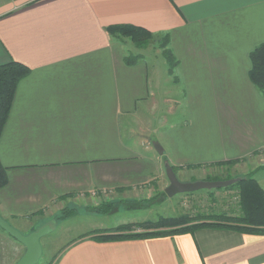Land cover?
<instances>
[{
    "label": "crops",
    "instance_id": "obj_1",
    "mask_svg": "<svg viewBox=\"0 0 264 264\" xmlns=\"http://www.w3.org/2000/svg\"><path fill=\"white\" fill-rule=\"evenodd\" d=\"M117 24L168 33L182 73L189 119L166 127L164 144L154 135L152 150H138L142 132L134 125L154 95L147 63H126V38L107 30ZM263 41L264 0H0V64L28 68L0 134L7 177L0 217L28 234L51 225L59 208L99 201L95 193L120 198L146 189L165 164L258 156L264 96L248 69L249 52ZM54 264H264V234L202 227L83 238Z\"/></svg>",
    "mask_w": 264,
    "mask_h": 264
},
{
    "label": "rangeland",
    "instance_id": "obj_2",
    "mask_svg": "<svg viewBox=\"0 0 264 264\" xmlns=\"http://www.w3.org/2000/svg\"><path fill=\"white\" fill-rule=\"evenodd\" d=\"M124 40L125 55H139L137 60L147 63L149 88L154 91V95L141 105V123L138 124L136 121L134 125L135 128L141 127L142 132L140 137H137L140 141L138 150L146 151L145 144L152 150L154 135L160 138V144H164L165 128L171 124L179 125L189 119L190 105L185 94L182 73L177 65L169 72L167 61L162 54L164 48L161 46L164 41L162 33H153L142 48L134 45L128 38ZM173 55L177 58L174 53ZM159 176L156 182H152L146 189L138 190L140 191L138 193H124V197L120 198L114 197L110 192H104L102 195L95 193L93 195L99 196V201L93 198L94 201H89L86 205L76 204L72 207L59 208L58 213L48 219L52 223L51 225L49 223L50 231L40 237L41 255L35 264H54L73 240L92 230L110 229L130 222L155 221L160 217L194 215L196 212L213 215L221 213L222 210H232L234 214L238 211L235 188H226L230 185L200 188L168 196L163 193L168 185L163 169ZM176 176L183 182L212 177L221 178L216 180L257 177L258 184L264 186V148L253 159L246 157L221 165L200 163L194 165V168L177 169ZM107 201L114 202L113 208L107 213L98 212ZM70 210L71 213L66 214L67 217L64 218L63 212ZM24 252L25 247L20 242L0 229V264H15Z\"/></svg>",
    "mask_w": 264,
    "mask_h": 264
},
{
    "label": "trees",
    "instance_id": "obj_3",
    "mask_svg": "<svg viewBox=\"0 0 264 264\" xmlns=\"http://www.w3.org/2000/svg\"><path fill=\"white\" fill-rule=\"evenodd\" d=\"M107 30L112 35L128 38L139 48L144 47L153 34L143 27L130 24L112 25ZM163 40V44L161 45L164 46L162 54L167 61L170 72L172 67L177 64V60L171 49L168 48V33L163 34ZM138 57L139 55H125L124 60L126 63L131 64ZM249 61L248 78L264 96V41L252 48L249 52ZM27 73L28 68L18 61L10 60L0 64V134L11 107L16 85ZM227 162L231 163L234 161ZM225 163L220 162L216 164L221 165ZM171 167L176 173L177 168ZM216 179L221 178L212 177L205 178L204 180ZM6 182V169L0 162V188ZM226 188H235L236 203L238 205L236 214L232 210H222L221 213L213 215L196 212L194 215L181 214L176 217H160L155 221L146 220L123 223L110 229L92 230L81 234L76 240L88 238L97 242H109L142 239L179 233H192L194 230L202 227L229 228L245 233L264 234V189L258 184L257 180L253 177H241ZM163 193L165 194V192ZM113 205V201H107L98 209V212L107 213L113 208ZM71 211L63 212L65 213L64 218Z\"/></svg>",
    "mask_w": 264,
    "mask_h": 264
},
{
    "label": "water",
    "instance_id": "obj_4",
    "mask_svg": "<svg viewBox=\"0 0 264 264\" xmlns=\"http://www.w3.org/2000/svg\"><path fill=\"white\" fill-rule=\"evenodd\" d=\"M165 175L168 179V185L164 188L166 195L171 196L179 192H191L200 188H220L226 187L237 179L226 180H197V181H180L172 167L165 164ZM0 227L11 237L20 242L25 247V252L16 261L15 264H35L41 255L40 237L50 231V225L45 224L28 234H22L8 222L0 217Z\"/></svg>",
    "mask_w": 264,
    "mask_h": 264
}]
</instances>
